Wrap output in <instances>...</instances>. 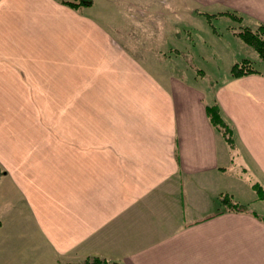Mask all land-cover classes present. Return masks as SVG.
Wrapping results in <instances>:
<instances>
[{
  "label": "crops",
  "instance_id": "crops-1",
  "mask_svg": "<svg viewBox=\"0 0 264 264\" xmlns=\"http://www.w3.org/2000/svg\"><path fill=\"white\" fill-rule=\"evenodd\" d=\"M191 1L264 24V0ZM119 25L108 32L60 0H0V264H264V201L252 188L264 187V71L229 76L210 98L127 52ZM71 78L78 101H55ZM212 104L234 149L208 119ZM72 105L78 121L62 116L56 152L54 111ZM40 110L51 111L41 137ZM40 140L52 142L46 153ZM223 193L248 210L218 208Z\"/></svg>",
  "mask_w": 264,
  "mask_h": 264
},
{
  "label": "rangeland",
  "instance_id": "rangeland-1",
  "mask_svg": "<svg viewBox=\"0 0 264 264\" xmlns=\"http://www.w3.org/2000/svg\"><path fill=\"white\" fill-rule=\"evenodd\" d=\"M91 1L93 2L91 7L76 6L74 8L63 3H76V0H60V4L91 24L98 22L102 27L108 28V32H112L110 27L113 24H120L118 26L119 37L118 35L114 36L119 43H124L122 44L126 51H144L145 54L150 55V62L147 64L151 69H160L159 64H161L162 71L173 72L187 82L206 89L210 98L229 78L230 65L245 59L238 55L242 51L239 45H246L258 56L257 52L239 37L240 31L244 29L256 31L258 25L244 21L242 16L236 13L234 14L241 19L225 14L233 13L230 11L214 12L207 10L208 4L205 1V3L192 2L191 0ZM72 20L75 19L72 17ZM128 37L135 38L134 42L126 43L125 40ZM237 42L239 45H236ZM70 44L71 58H73V51L78 46V36L76 38L72 35ZM248 59L256 70L264 71V61L260 60L259 56L256 59L250 57ZM77 82V78H71V92L66 95L56 93L55 101L76 103L79 95ZM73 105L70 111H54V133L56 137L54 150L56 152L63 150L62 116L69 112L71 119L76 123L78 121V110L73 108ZM48 112L51 111L40 110V137L46 133L47 124L43 119H46ZM48 116L50 117V114ZM48 128L51 130L50 124ZM51 143V141L47 143L40 140L39 145L44 153L47 152L46 146L49 145L50 147ZM42 144L45 146L43 147ZM240 168V163L236 159L233 170L242 174ZM243 177L249 180L253 179L252 176L245 175V173ZM262 205L264 206V204ZM217 206L220 208V199ZM253 208L262 210L259 205L253 206ZM88 258L92 257L65 264H79Z\"/></svg>",
  "mask_w": 264,
  "mask_h": 264
},
{
  "label": "trees",
  "instance_id": "trees-1",
  "mask_svg": "<svg viewBox=\"0 0 264 264\" xmlns=\"http://www.w3.org/2000/svg\"><path fill=\"white\" fill-rule=\"evenodd\" d=\"M66 5L76 8L78 7H91L93 2L91 0H76V3L63 2ZM230 14L233 17L237 16L234 13ZM224 15V14H223ZM238 17V16H237ZM235 17V18H237ZM241 19V17H238ZM239 37L244 43L252 47L258 54L259 59L264 61V24L260 23L256 31L250 29H244L239 32ZM252 62L249 59H243L241 62H235L230 69V79H238L244 76L258 74ZM207 116L212 126L221 134L227 145L234 149L236 147V139L234 136L233 128L224 119L221 109L217 104L208 105L206 107ZM254 192L256 193L257 199L264 201V187L260 183H254L252 185ZM220 205L224 211L230 212H243L248 210L245 204L236 201L230 194L223 193L219 196ZM222 212L221 210L218 213ZM257 217L264 221V214L257 215ZM79 264H121L118 261H109L99 257L88 258Z\"/></svg>",
  "mask_w": 264,
  "mask_h": 264
}]
</instances>
